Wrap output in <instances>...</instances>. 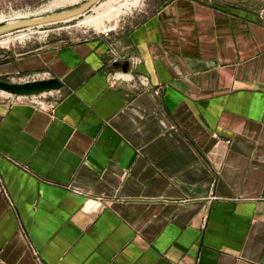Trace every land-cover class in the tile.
<instances>
[{
	"label": "crops",
	"instance_id": "1",
	"mask_svg": "<svg viewBox=\"0 0 264 264\" xmlns=\"http://www.w3.org/2000/svg\"><path fill=\"white\" fill-rule=\"evenodd\" d=\"M156 5L0 49V79L63 84L51 111L0 93V264H264V12ZM125 64L151 89L109 82Z\"/></svg>",
	"mask_w": 264,
	"mask_h": 264
},
{
	"label": "rangeland",
	"instance_id": "2",
	"mask_svg": "<svg viewBox=\"0 0 264 264\" xmlns=\"http://www.w3.org/2000/svg\"><path fill=\"white\" fill-rule=\"evenodd\" d=\"M55 0H0V16L5 21L0 25L32 19L40 16L52 15L79 7L88 0H80L74 4L51 9L50 6ZM126 1V0H125ZM162 0H140L135 7L125 8L122 0H100L88 13L67 23H59L44 28L25 30L0 37V49L17 48L22 46L38 47L42 45L61 46L75 44L104 37L107 32L111 36L121 28L128 27L131 14L141 10V14H150ZM209 1V0H204ZM224 1V0H211ZM230 2L244 3L249 5L253 11L264 12V0H230ZM134 3V2H133ZM120 6V7H119ZM124 7V8H123ZM129 8V9H128ZM91 18V19H89ZM107 18V19H106ZM98 19V27L90 26L86 21ZM85 20V22H83ZM100 28V29H99ZM21 33V34H20ZM24 35L22 40L20 37ZM20 39V40H19ZM16 82H21L16 80ZM2 93V92H0ZM0 97H4L0 94Z\"/></svg>",
	"mask_w": 264,
	"mask_h": 264
},
{
	"label": "water",
	"instance_id": "3",
	"mask_svg": "<svg viewBox=\"0 0 264 264\" xmlns=\"http://www.w3.org/2000/svg\"><path fill=\"white\" fill-rule=\"evenodd\" d=\"M99 1L100 0H88L79 7L65 12L0 25V37L25 30L35 28L39 29L59 23L71 22L88 13ZM128 66V64H125L123 66V70L127 71ZM62 89L63 84L57 78L39 79L25 82L0 79V92L7 95L36 96L49 92H58Z\"/></svg>",
	"mask_w": 264,
	"mask_h": 264
},
{
	"label": "built area",
	"instance_id": "4",
	"mask_svg": "<svg viewBox=\"0 0 264 264\" xmlns=\"http://www.w3.org/2000/svg\"><path fill=\"white\" fill-rule=\"evenodd\" d=\"M108 36H109V32L105 34V37H108ZM112 53H113L112 55L114 56L112 59V63H124L126 61L130 63L133 68H135L141 63V60L139 59H133V58L127 59V57H121L120 55L118 56L114 52ZM48 78H51V77L48 76L47 78H43L42 75L36 74V75H30V76L20 78L19 81L25 82V81H33V80H39V79H48ZM109 82H112V83L128 82L130 83L131 87L137 90L138 92L148 91L151 89L150 79L147 76L142 75V74L132 75L131 73L124 72L123 70H117V71L111 72L109 74ZM7 98L13 104H28L34 107H38L42 110H48V111L53 110L56 104V102L51 100V97L48 96V93H44V94H40L36 96L7 95Z\"/></svg>",
	"mask_w": 264,
	"mask_h": 264
},
{
	"label": "bare ground",
	"instance_id": "5",
	"mask_svg": "<svg viewBox=\"0 0 264 264\" xmlns=\"http://www.w3.org/2000/svg\"><path fill=\"white\" fill-rule=\"evenodd\" d=\"M78 1H80V0H55L53 3H52V5L50 6V8L51 9H54V8H58V7H62V6H65V5H68V4H74V3H77ZM123 1V5L122 6H125V8H127L126 6H128L127 4H135V2L136 1H139V0H122ZM134 2V3H133ZM131 4V5H132ZM136 4H137V2H136ZM135 4V5H136ZM135 5H133L134 7H135ZM120 7V6H119ZM129 7V6H128ZM124 8V7H123ZM129 9V8H128ZM89 19H91V18H89ZM107 19V18H106ZM5 21V17H3V16H0V23L1 22H4ZM13 22H15V21H13ZM83 22H85V20L83 21ZM9 23H12V22H9ZM86 23H88V25H90V26H94V27H98V19H92V20H87L86 21ZM100 29V28H99ZM21 33H25V32H21ZM20 33V34H21ZM22 40H24V38H25V36L24 35H22L21 37H20ZM20 40V39H19Z\"/></svg>",
	"mask_w": 264,
	"mask_h": 264
},
{
	"label": "flooded vegetation",
	"instance_id": "6",
	"mask_svg": "<svg viewBox=\"0 0 264 264\" xmlns=\"http://www.w3.org/2000/svg\"><path fill=\"white\" fill-rule=\"evenodd\" d=\"M124 71V70H123ZM124 72H128V71H124Z\"/></svg>",
	"mask_w": 264,
	"mask_h": 264
}]
</instances>
